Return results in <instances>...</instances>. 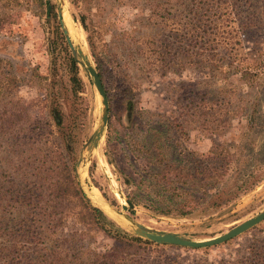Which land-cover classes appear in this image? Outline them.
I'll return each instance as SVG.
<instances>
[{"label":"rangeland","instance_id":"obj_1","mask_svg":"<svg viewBox=\"0 0 264 264\" xmlns=\"http://www.w3.org/2000/svg\"><path fill=\"white\" fill-rule=\"evenodd\" d=\"M46 1L54 9L51 16L40 0H0V16H12L0 30V77L16 79L14 90L0 95V113L17 98L28 110L32 128L50 124L63 147V140L71 141L74 153L67 159L94 206L132 236L123 214L151 230L197 241L221 236L264 211V0ZM161 3L168 20L163 24L156 12ZM63 10L99 74L104 73L109 120L98 149L90 141L100 124L102 99L59 26ZM152 14L153 19L144 20ZM128 32L147 36L136 39L145 54L130 58L125 53ZM125 99L137 111L179 117L188 127L186 139L169 135L179 145L169 151L171 159L215 176L208 181L199 177L201 185L212 188H206L209 197H196L194 207L204 208L191 217H165L142 205L124 212L127 196L139 191L136 183L145 173L144 162L135 160L127 145L136 138V118L127 115ZM145 124L146 130L156 127ZM27 138L19 132L0 136V264H37L30 214L41 194H48L55 166L50 148L43 157L39 139ZM180 150L196 153L193 164L186 155H176ZM82 229L90 249L102 253L117 245L97 226L69 224L63 233ZM150 244H141L148 250L144 264H259L264 260V222L205 249Z\"/></svg>","mask_w":264,"mask_h":264},{"label":"trees","instance_id":"obj_2","mask_svg":"<svg viewBox=\"0 0 264 264\" xmlns=\"http://www.w3.org/2000/svg\"><path fill=\"white\" fill-rule=\"evenodd\" d=\"M14 1L16 2V0ZM40 3L41 5L47 4L48 7L51 6L50 2H45V0H40ZM163 5L161 3L159 5L160 10H156L157 18L161 21L160 24L165 23L167 20L162 14L164 11ZM53 11V7L51 11L48 9V16H51ZM152 17H154L153 14L149 19L146 17L144 20H151ZM11 21V13H4L0 16V30L5 23ZM59 26L62 27L61 22H59ZM126 34L129 37L125 53L130 58H133L135 54L141 55L142 51L145 54L144 45L139 41L146 40L147 36L138 37L132 32ZM62 38L65 39L64 36ZM159 56L161 57L160 61L163 62L165 60L163 52H160ZM144 61H146V58ZM2 62L0 59V65ZM127 69L133 70L130 66ZM103 75V72L100 73L105 86ZM15 83L16 79L14 77L1 76L0 95L5 94L8 89L9 92L13 91ZM130 92L131 90L128 93ZM178 100H181V96ZM124 101L127 104V115L131 119L136 118L134 121L136 138L132 139V143L127 145L135 160H142L145 164L143 168L145 173L141 175L140 181L136 183L139 191L128 195L127 201L132 203L134 208L142 205L155 214L165 217H191L195 211L204 208V204L194 207L196 197L199 194L209 197L208 193H210L209 190L207 192L206 188L211 186H208L209 184L201 185L199 177L202 175V179L208 181L215 176L210 175L208 172H199L194 166L189 168L190 165H184V161L171 159L169 151L171 149L176 150L179 145L177 140H173L169 135L173 134L174 139L176 136L186 139L185 130L188 127H185V123L182 120L180 121L179 117L172 120L154 113L137 111L132 100L125 99ZM191 101L194 102L193 97ZM9 104L10 107L0 113V136L6 133L16 134L19 132L22 137L27 136L29 141L37 137L38 142L43 144L40 149L42 156L47 157L45 151L50 148V158L55 166L52 168L55 176L48 186V194H41L36 212L30 214L32 220L29 221L35 225V231L37 232L35 239L37 264H144L143 259L148 256V250L143 248L141 244H150L151 242L130 235L99 208L91 204L86 193L80 187L76 169H73L68 161L69 156L74 153L71 141L68 145L67 141L63 140V147L50 124L47 127L43 125L40 128L37 126L32 128L34 126L32 118L28 110L24 108V104L17 98H11ZM58 116L59 114L56 116V126L61 131L62 122ZM147 116L151 118H147ZM156 117L160 119L158 121L154 120ZM20 121H23L22 125L19 124ZM145 121L155 124L156 127L148 126L146 130L144 126H141L142 123L146 125ZM176 144L177 146H175ZM175 153L178 156L186 155L184 150ZM195 156V152L189 153L186 155L185 160L193 164L192 159ZM224 161L225 159L221 161V175L226 170ZM74 172L75 177L73 176ZM69 224H76L85 228L97 226L108 237L115 240L117 245L102 251V253L90 249L84 244L87 240V234L83 229L70 235L63 233ZM13 235L12 232L10 235L11 244L15 249L17 244L14 243L16 237H12ZM11 251L13 250L11 249ZM259 264H264V260H260Z\"/></svg>","mask_w":264,"mask_h":264},{"label":"water","instance_id":"obj_3","mask_svg":"<svg viewBox=\"0 0 264 264\" xmlns=\"http://www.w3.org/2000/svg\"><path fill=\"white\" fill-rule=\"evenodd\" d=\"M51 9H52V7L50 6L49 11H51ZM65 12H67L69 14L68 11L63 10L62 12H60L59 18H60L62 30H63V33L66 37L67 43H68L74 57L80 63H82L84 65L89 76L93 79L94 85H95V87H96V89H97V91H98V93L102 99L103 108H102V115H101V119H100V124H99V127H98L97 131L95 132L93 138L90 141L92 144V148L98 149L102 139L104 138L106 128L108 125L109 100H108L107 92H106L105 86L103 84L102 78L99 74V71L94 66L92 60L90 59L89 54H87L85 52V50L83 49L80 42L76 43L72 39V37L69 33V30L66 27V24L64 22V18H63L64 16L63 15ZM79 165H80V163L77 166H79ZM76 174H77V177L79 179L78 170L76 171ZM78 181L80 182V179ZM83 191H84V189H83ZM86 195H87V193H86ZM87 198L91 202V204L93 205L92 200L90 199V197L88 195H87ZM104 203L111 210L115 211L113 206L110 205L109 203H107V201H104ZM126 203H127V205H123V207H122L124 212H127L131 209L132 210L134 209V205L132 203L128 202L127 199H126ZM95 207H97V206H95ZM97 208H99V207H97ZM99 209L105 215H107L103 209H101V208H99ZM122 216L127 221L128 227L130 228V230L133 232L134 236H136V237H140V238L149 240V241H151L155 244H159V245H169V246L185 247V248H191V249H205V248H210V247H214L217 245L224 244V243L244 234L245 232H247L250 229L259 225L260 223L264 222V211H263L262 213H260L256 217L251 218V219L239 224L238 226L232 228L231 230H229L228 232H226L225 234H223L221 236L214 237V238L207 239V240L197 241V240H191V239H189L185 236H181L177 233H166V232L154 231V230H151L150 228L145 227L144 225H142L140 223L135 222L130 216H128L126 214H123Z\"/></svg>","mask_w":264,"mask_h":264},{"label":"bare ground","instance_id":"obj_4","mask_svg":"<svg viewBox=\"0 0 264 264\" xmlns=\"http://www.w3.org/2000/svg\"><path fill=\"white\" fill-rule=\"evenodd\" d=\"M64 17V22H65V24H66V27L68 28V30H69V33H70V35H71V37H72V39L76 42V43H81V39L82 38H80V36H79V33H78V31L76 30V28H75V25H74V23L72 22V20H71V17L69 16V14L68 13H64V15H63Z\"/></svg>","mask_w":264,"mask_h":264}]
</instances>
